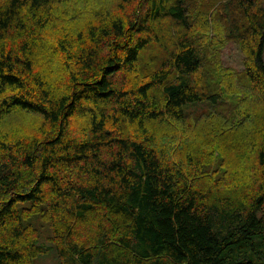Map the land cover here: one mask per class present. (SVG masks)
Here are the masks:
<instances>
[{"label":"clouds","instance_id":"clouds-1","mask_svg":"<svg viewBox=\"0 0 264 264\" xmlns=\"http://www.w3.org/2000/svg\"><path fill=\"white\" fill-rule=\"evenodd\" d=\"M0 37V264H224L248 203L161 239L129 194L165 167L264 189V0H0Z\"/></svg>","mask_w":264,"mask_h":264},{"label":"trees","instance_id":"trees-1","mask_svg":"<svg viewBox=\"0 0 264 264\" xmlns=\"http://www.w3.org/2000/svg\"><path fill=\"white\" fill-rule=\"evenodd\" d=\"M188 159L191 163V157ZM221 182L224 181L215 180L211 185H204L203 189L198 191L188 182L182 171L177 169L173 172L170 167L161 169L160 177L155 182V189L152 186L154 182L151 177L147 180L137 178V185L131 189L129 194V203L134 210L136 208L140 209V215L135 221L138 231L154 238L159 236L162 239L160 233L166 230L167 226L164 222L171 218V212L175 211L190 216L191 208H195L197 212L202 213L193 223H199L206 230L218 226L225 217L238 219L236 213L239 209L245 207V203H248L251 208L249 212L251 227L246 229L244 237L238 240H229L221 253L224 264H235L237 254L252 252L251 242H256L257 247L264 244V225H260L257 219V215L264 219V212H261V209H264V189H261L255 198L248 201L247 199H241L244 189L239 180L225 182L223 186H221ZM188 192H191L192 198L190 206L186 210L184 206L188 205L189 201L181 194ZM163 201H168L169 204L173 205L171 210L161 206L160 202ZM149 229H155L156 231H149ZM174 256L177 264H182V258L176 254Z\"/></svg>","mask_w":264,"mask_h":264},{"label":"rangeland","instance_id":"rangeland-1","mask_svg":"<svg viewBox=\"0 0 264 264\" xmlns=\"http://www.w3.org/2000/svg\"><path fill=\"white\" fill-rule=\"evenodd\" d=\"M208 155H212V153H208ZM220 171L221 169H215L213 174L215 175L216 172H220ZM216 180L218 181L223 180L224 181L223 183H225V182H231L233 180H238V179H236L235 177H233L232 179H229L227 172H225V175L223 177H216Z\"/></svg>","mask_w":264,"mask_h":264}]
</instances>
